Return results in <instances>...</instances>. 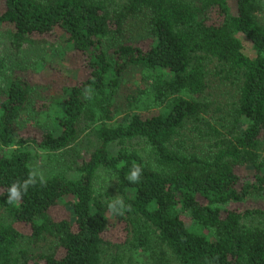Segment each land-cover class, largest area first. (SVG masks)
<instances>
[{"label": "trees", "instance_id": "16d2710c", "mask_svg": "<svg viewBox=\"0 0 264 264\" xmlns=\"http://www.w3.org/2000/svg\"><path fill=\"white\" fill-rule=\"evenodd\" d=\"M258 3L0 0V44L17 51L62 40L86 68L78 83L60 85L23 76L42 61H0V264H99L119 245L128 262L141 255L153 264H264ZM140 17L145 46L130 37ZM130 71L140 84L120 94ZM211 75L237 82L221 116L209 114ZM25 114L35 123L21 132ZM80 121L98 144L72 158L76 177L33 172L32 158L53 159L75 145ZM110 144L118 146L110 151ZM102 174L108 191L98 186ZM229 202L243 206L226 208ZM152 247L168 258L154 263Z\"/></svg>", "mask_w": 264, "mask_h": 264}, {"label": "rangeland", "instance_id": "374dc122", "mask_svg": "<svg viewBox=\"0 0 264 264\" xmlns=\"http://www.w3.org/2000/svg\"><path fill=\"white\" fill-rule=\"evenodd\" d=\"M254 14L257 21L264 25V0H259V3L255 7ZM129 26L131 39L139 45L145 46L148 42V31L145 18L140 17ZM242 43L243 51L247 54L250 53L249 43L246 40H242ZM7 56L16 57L25 63L33 62L35 64L36 62H43L40 69L31 70L29 68L21 72L23 76L31 82H45L47 80H52L60 85H71L78 83L83 78L86 71L85 62L80 52L76 51L62 40H53L50 43L43 44H23L17 51L11 50L7 42L4 41L0 44V61H3V59ZM125 74L126 75L120 82L118 90L120 94L134 90L140 84L136 71H130ZM5 75L6 69L0 67V87L4 83ZM236 84L237 82L234 81H220L217 77H213L212 75L209 76L207 94H210L209 99L213 102L209 114L213 117L224 114L226 109L229 108V102L232 100V97L236 92ZM28 117L29 115L25 114V116H23L19 121L20 128L22 130L21 132L27 130L29 126H34V121L27 123L30 120H28ZM182 141H184L185 146L188 149L189 139L186 132L182 133ZM97 144L98 142L95 136L87 128H85L83 122L80 121L78 124L77 139L72 148H69L65 152L62 151L57 153L53 159L48 157L40 159L36 156L32 158L30 167L33 172L41 175L60 172L66 176L76 177V173L72 169V158H75L74 156L76 153L84 154L85 152H88ZM262 144V149L264 150V142ZM117 146L118 145L116 144H110L109 150L114 151ZM30 152L34 153V148H30ZM106 178L107 177L102 174V179L98 184V186L100 185L99 187L101 191H108V188L110 187L109 180ZM242 206V203L234 202H229L225 205L226 208L235 209H239ZM58 210H60V208H58ZM59 212L62 213L63 210H60ZM120 239V237L115 238L117 243L122 242L123 239ZM119 247L121 248V245H119ZM120 248H108L104 251L99 264H153L149 258L141 255L130 257L128 262L125 259L126 257H120ZM152 250L156 255L154 263H156L160 258H168L166 250L156 247H152ZM150 256L153 257V254L151 253ZM168 264H172V261H169Z\"/></svg>", "mask_w": 264, "mask_h": 264}, {"label": "clouds", "instance_id": "9594fccd", "mask_svg": "<svg viewBox=\"0 0 264 264\" xmlns=\"http://www.w3.org/2000/svg\"><path fill=\"white\" fill-rule=\"evenodd\" d=\"M138 174H139V169H137L136 171H133L132 174H131L130 179L135 181L138 178ZM13 196L16 197V198H19V194L15 193L14 187H13Z\"/></svg>", "mask_w": 264, "mask_h": 264}]
</instances>
